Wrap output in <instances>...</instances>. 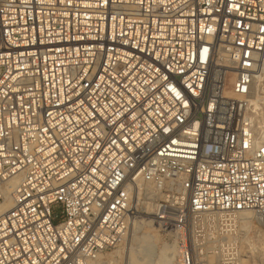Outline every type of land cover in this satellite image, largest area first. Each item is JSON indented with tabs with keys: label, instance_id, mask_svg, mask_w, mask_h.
<instances>
[{
	"label": "built area",
	"instance_id": "2783aa9c",
	"mask_svg": "<svg viewBox=\"0 0 264 264\" xmlns=\"http://www.w3.org/2000/svg\"><path fill=\"white\" fill-rule=\"evenodd\" d=\"M261 79L264 0H0V264H109L140 180L182 264H256Z\"/></svg>",
	"mask_w": 264,
	"mask_h": 264
},
{
	"label": "rangeland",
	"instance_id": "374dc122",
	"mask_svg": "<svg viewBox=\"0 0 264 264\" xmlns=\"http://www.w3.org/2000/svg\"><path fill=\"white\" fill-rule=\"evenodd\" d=\"M228 85H231V83H228ZM260 90H261L260 88L258 89L255 88L254 90L255 97L253 101H257V100L264 98V90L263 91L261 90L262 92H260ZM257 93L260 96H258ZM262 127L264 128V125H262ZM263 136H264V133H263ZM134 194H135L134 195V206L137 209L141 218L140 219L138 218L135 220L131 233H130L131 236L129 235L127 240L122 244V246L116 250V251L120 250L121 252V258H120L121 264H129L128 262L130 261H129L128 255H130L131 253L135 256L137 261L144 262V258H145V260H147V262H145L146 264L147 263L148 264L149 263L150 264H182L181 245L178 246L180 248L178 257L162 258L163 254L164 256L168 257L173 246L175 247L176 245H178L179 240L176 238L177 234L173 227L171 226L167 227V226L161 225L159 222L155 221L154 213L149 216V212H147L148 210H146V206H145L146 203L155 205L156 198H155V195L153 194L152 185L150 187L147 185L144 186L142 188V192L140 193L141 195H139L137 190ZM147 233H150V234H147ZM145 236H151V237L154 236V237L153 239H150V241L146 243L143 241V237ZM262 236H263L262 243L258 250V255L255 256V258L250 259L252 260V263L264 264V234ZM114 253L110 255L112 256L114 255ZM195 253L197 254L196 257L199 260L203 261V258H204L203 256H205L203 255V251L200 250V251H196ZM111 256H109V258H111ZM116 258L118 259L117 256ZM215 263H216V259H213L212 264H215Z\"/></svg>",
	"mask_w": 264,
	"mask_h": 264
},
{
	"label": "bare ground",
	"instance_id": "6f19581e",
	"mask_svg": "<svg viewBox=\"0 0 264 264\" xmlns=\"http://www.w3.org/2000/svg\"><path fill=\"white\" fill-rule=\"evenodd\" d=\"M232 82H234V79H232ZM255 88H257V89L260 88L263 91L264 90V79H261V80H259V81H257L255 83V85L253 87L252 96L250 97V102H251V110H250L251 113L250 114H251V120H252V123H253V126H254V130H255V133L257 134V138L264 143V136H263V133H264L263 130H264V128L262 127V125H264V98L263 99H260V100H257V101H253V99L255 97L254 96V90H255ZM261 90H260V92H262ZM257 95H258V93H257ZM258 96H260V95H258ZM129 181H131V179ZM146 185L150 187L151 186V183L145 184L144 180H140V181H137L136 183H133L132 186H133L134 193L137 190L138 193H139V195H141L140 193L142 192V188L144 186H146ZM149 190H150V188H149ZM10 206H11V198H9V200H7L4 205H2V207H1L2 212H6L10 208ZM145 206H146V210H148L147 212H149V216L152 215L154 213L155 205L154 204L146 203ZM138 218L140 219L141 216L138 215L137 216V219ZM147 234H150V233H147ZM153 237H151V236H145V237H143V241L147 243V242L150 241V239H153ZM176 238L179 240V238H180L179 233L177 234V237ZM149 246H151V245H149ZM178 246H179V242H178V245H176L175 247L173 246V248H172L170 254L168 255V257L164 256V254H163L162 255V258H174V257H178L179 256V251H180V248ZM115 255L118 257V259L116 258ZM128 256H129V261H130V262H128L129 264H146L145 262H147V260H145V258H144V262L137 261L136 258H135V256L132 253L130 255H128ZM120 258H121V252H120V250H118V251H116L114 253V255L111 256V258L109 260V264H121Z\"/></svg>",
	"mask_w": 264,
	"mask_h": 264
}]
</instances>
